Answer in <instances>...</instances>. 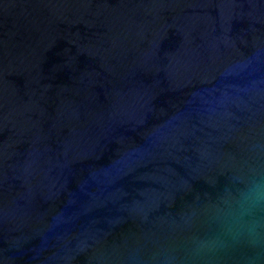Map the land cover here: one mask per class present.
Masks as SVG:
<instances>
[{"label":"water","instance_id":"water-1","mask_svg":"<svg viewBox=\"0 0 264 264\" xmlns=\"http://www.w3.org/2000/svg\"><path fill=\"white\" fill-rule=\"evenodd\" d=\"M252 189L264 0H0V264H264Z\"/></svg>","mask_w":264,"mask_h":264},{"label":"clouds","instance_id":"clouds-1","mask_svg":"<svg viewBox=\"0 0 264 264\" xmlns=\"http://www.w3.org/2000/svg\"><path fill=\"white\" fill-rule=\"evenodd\" d=\"M264 200V189H252L248 195L244 198V201L241 205V209L243 210V208L247 205V206H251L253 204H255L258 201H262ZM240 232L237 231L235 233V235L237 237L240 236ZM247 236L251 241H255L257 238V231H256V227L255 226H250L247 229Z\"/></svg>","mask_w":264,"mask_h":264}]
</instances>
